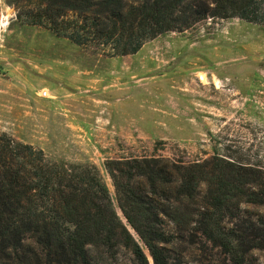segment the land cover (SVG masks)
Returning a JSON list of instances; mask_svg holds the SVG:
<instances>
[{
    "label": "trees",
    "instance_id": "trees-1",
    "mask_svg": "<svg viewBox=\"0 0 264 264\" xmlns=\"http://www.w3.org/2000/svg\"><path fill=\"white\" fill-rule=\"evenodd\" d=\"M15 17L110 57L136 53L169 31L205 19L264 28V0H9ZM110 190L96 165L48 160L0 133V264H177V239L218 247L226 264L264 252V166L219 154L192 162L108 158ZM245 205L262 208L251 212ZM134 231L138 240L128 229ZM31 238L33 243H26Z\"/></svg>",
    "mask_w": 264,
    "mask_h": 264
},
{
    "label": "rangeland",
    "instance_id": "rangeland-1",
    "mask_svg": "<svg viewBox=\"0 0 264 264\" xmlns=\"http://www.w3.org/2000/svg\"><path fill=\"white\" fill-rule=\"evenodd\" d=\"M15 14L0 0V133L42 149L48 160L96 165L125 224L104 168L108 158L188 163L219 154L264 166L263 27L209 18L110 57ZM185 236L165 245L171 262L226 264L218 247ZM251 258L264 264L262 251Z\"/></svg>",
    "mask_w": 264,
    "mask_h": 264
},
{
    "label": "water",
    "instance_id": "water-1",
    "mask_svg": "<svg viewBox=\"0 0 264 264\" xmlns=\"http://www.w3.org/2000/svg\"><path fill=\"white\" fill-rule=\"evenodd\" d=\"M149 255V254H148ZM149 260H150V264H153V262H152V259H151V257H150V255H149V258H148Z\"/></svg>",
    "mask_w": 264,
    "mask_h": 264
}]
</instances>
